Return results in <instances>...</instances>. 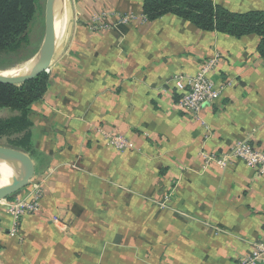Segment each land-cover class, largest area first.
Masks as SVG:
<instances>
[{
  "label": "crops",
  "instance_id": "crops-1",
  "mask_svg": "<svg viewBox=\"0 0 264 264\" xmlns=\"http://www.w3.org/2000/svg\"><path fill=\"white\" fill-rule=\"evenodd\" d=\"M213 1L264 11V0ZM144 3L60 0L48 89L29 114L42 211L11 236L0 202V264H235L264 241V175L241 160L220 169L201 157L240 141L264 149L261 38L203 31L172 14L146 22ZM109 11L140 19L92 32ZM217 52L223 74L213 78L231 86L200 121L178 109L170 81ZM104 133L131 147H110Z\"/></svg>",
  "mask_w": 264,
  "mask_h": 264
},
{
  "label": "trees",
  "instance_id": "trees-1",
  "mask_svg": "<svg viewBox=\"0 0 264 264\" xmlns=\"http://www.w3.org/2000/svg\"><path fill=\"white\" fill-rule=\"evenodd\" d=\"M39 9L38 0H0V60L25 63L35 57L38 51L32 49L33 26ZM143 12L148 22L172 14L203 31L236 38L258 35L261 38L258 52L264 59V11L234 13L213 0H145ZM8 67L5 64L0 69ZM48 84L47 73L20 85L0 83V109L19 113L12 119L0 121V141L6 138L11 146L26 153L33 152V125L29 114L32 105L46 94Z\"/></svg>",
  "mask_w": 264,
  "mask_h": 264
},
{
  "label": "built area",
  "instance_id": "built-area-1",
  "mask_svg": "<svg viewBox=\"0 0 264 264\" xmlns=\"http://www.w3.org/2000/svg\"><path fill=\"white\" fill-rule=\"evenodd\" d=\"M140 18L136 15L120 14L113 11L103 12L95 16L89 29L92 32L103 33L119 25H130ZM146 21V18H141ZM222 55L217 52L215 55L201 64L200 70L194 75H176L170 81L173 84L174 94L178 96V109L194 119L201 121V114L205 108L211 106L222 94L224 87L231 86L230 82L218 86L214 76L223 74ZM208 129V127L206 126ZM209 132V131H208ZM105 141L110 147L118 150H126L131 147L130 142L123 136L116 134H103ZM201 157L206 166H217L226 169L235 160H241L258 175H264V149L258 148L248 141H240L227 152H207L201 153ZM31 189L21 192L11 200H4L3 209L13 218L11 236L17 234L22 220L42 211L41 200L43 197V182H30ZM174 195L170 191L165 196V201L169 202ZM235 264H264V241L255 244V250L251 255L245 256Z\"/></svg>",
  "mask_w": 264,
  "mask_h": 264
},
{
  "label": "water",
  "instance_id": "water-1",
  "mask_svg": "<svg viewBox=\"0 0 264 264\" xmlns=\"http://www.w3.org/2000/svg\"><path fill=\"white\" fill-rule=\"evenodd\" d=\"M60 0H47L46 9V34L44 42L37 54V66L28 74L6 75L4 72H0V83L9 85H20L29 80H32L44 73H47L50 69L53 61V57L56 50V20L59 10ZM0 156L8 157L19 160L28 166L25 176L17 182L14 186L0 189V202L7 200L9 197H15L19 195L22 190L27 188L30 182L35 177V163L32 157L23 151H19L12 148L0 146Z\"/></svg>",
  "mask_w": 264,
  "mask_h": 264
},
{
  "label": "rangeland",
  "instance_id": "rangeland-1",
  "mask_svg": "<svg viewBox=\"0 0 264 264\" xmlns=\"http://www.w3.org/2000/svg\"><path fill=\"white\" fill-rule=\"evenodd\" d=\"M38 2H39L40 9H39V14H38L37 18L35 19L34 26H33V45H32V49L33 50L36 49V51L39 52L40 48H41V46H42V44L44 42L45 34H46L47 0H38ZM59 18H60L59 23L61 22V24H62L63 21L61 19V16H59ZM58 34H59V32H58ZM38 52L36 53L35 57H33L32 59L26 61L25 63H16L15 61L8 62L5 59L0 60V66L1 65H5V64L9 66L6 69H3V70L0 69V72L6 73V72H11V71H20L22 69H27L28 65L30 63H32L33 60L36 59ZM3 63H5V64H3ZM18 115H19V113L17 111H14V110H11V109H0V121L12 119V118H14V117H16ZM0 146L16 149V150H19V151H23L21 149H18L16 147L11 146L9 144V142H8V139H6V138H4V139H2L0 141ZM23 152H25V151H23ZM28 154L30 155V153H28ZM12 198H13V196L9 197L7 199L11 200Z\"/></svg>",
  "mask_w": 264,
  "mask_h": 264
},
{
  "label": "bare ground",
  "instance_id": "bare-ground-1",
  "mask_svg": "<svg viewBox=\"0 0 264 264\" xmlns=\"http://www.w3.org/2000/svg\"><path fill=\"white\" fill-rule=\"evenodd\" d=\"M57 20L58 21L60 20L59 13L57 15ZM57 20H56V32H57ZM36 66H37V59L33 60V62L28 65L27 69H22L20 71L6 72L5 74L12 76L17 74H28L32 72L36 68ZM5 161L12 162L16 165L15 168L16 172L14 174H10V171L7 168V164L5 163ZM26 169L28 170V166L19 160L0 156V189L14 186L25 176V174L27 173Z\"/></svg>",
  "mask_w": 264,
  "mask_h": 264
}]
</instances>
